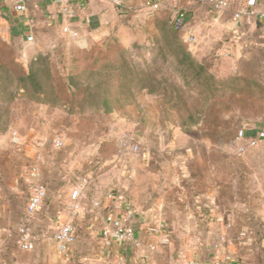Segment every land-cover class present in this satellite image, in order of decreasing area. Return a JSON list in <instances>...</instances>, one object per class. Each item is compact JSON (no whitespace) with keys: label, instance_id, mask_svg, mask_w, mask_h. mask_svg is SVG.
I'll return each instance as SVG.
<instances>
[{"label":"rangeland","instance_id":"obj_1","mask_svg":"<svg viewBox=\"0 0 264 264\" xmlns=\"http://www.w3.org/2000/svg\"><path fill=\"white\" fill-rule=\"evenodd\" d=\"M168 12L154 25L120 15L119 28L93 32L96 42L71 54L43 45L29 55L0 42V137L17 135L7 105L51 104L55 110L38 123L18 128L35 156L42 154L26 163L29 178L37 162L49 168L51 158L72 153L106 193L141 207L168 201L164 214L188 216L169 223L191 232L184 242L205 244L223 234L247 249L242 254L253 253L264 243V140L243 155L232 142L242 128L262 124L264 131V51L253 46L230 63L217 54L192 64L185 25L176 30L177 10ZM52 37L41 31L38 39ZM24 115L26 122L30 113ZM55 138L64 140V152L51 146ZM169 242L154 263L187 264L182 240L173 235Z\"/></svg>","mask_w":264,"mask_h":264},{"label":"crops","instance_id":"obj_2","mask_svg":"<svg viewBox=\"0 0 264 264\" xmlns=\"http://www.w3.org/2000/svg\"><path fill=\"white\" fill-rule=\"evenodd\" d=\"M147 1L128 0L133 8L132 16L147 25H154L157 19L163 20L165 15L169 16V10L188 11V19L181 34L185 43L187 37L195 38V44H187L191 53H193L191 46L196 48L193 56L199 62L212 61L219 54L222 56V62L230 63L233 58L241 54L240 50L253 46L264 51V21L256 14L264 10V0H257L255 15H244L239 20H234V14L246 5L247 0H228V7L221 13L213 12L211 8L201 4L200 0H162L160 10L154 12L146 6ZM24 3L26 12L18 13L15 10L18 0H0V42L5 47L24 48L29 55L34 46L43 45L54 48V52H60L61 48L66 47L69 54L73 48L85 49L96 42L91 38L93 32L119 28L118 20L122 15L112 4L101 0L64 2L24 0ZM65 27L77 31L81 37L74 39L65 34L62 31ZM41 31L49 32L53 37L41 41L38 39ZM29 36L33 37L32 42H28ZM17 91V88H13L10 93L16 94ZM25 102L27 103L23 106L19 104L20 101L7 105L6 108L10 110V123L13 128H17L15 130L17 135L6 134L0 137L2 144L0 146V264H155V255L159 254L161 247L170 243L173 235H177L182 240L179 248L187 257V262L197 259L210 263L209 241L205 244L184 242L183 240L187 239L188 233L191 232L177 230L176 225L170 226L169 223L179 222L188 216L164 214V207L169 206L168 201L162 204L158 202L151 207L149 205L141 207L134 200L117 193L125 202L121 208L111 204V210L117 217L126 218L136 214L134 217L140 223L164 222L168 226L170 238L164 243L162 237L149 238L140 232V235L145 237L142 248L118 250L108 246L102 237L105 226L102 211L96 214L82 212L78 216H74L71 211L73 204L71 193L77 185L78 177L84 176L89 180L82 192L81 203L101 199L106 192L103 191L101 181L85 170L83 164L72 153H66L65 144L64 149L59 151H65L60 157L49 158V168L42 165L43 177L49 186V196L32 221L35 250L29 252L22 250L18 242V225L21 217L16 216V205L27 188L28 194L24 200L26 206L30 193L29 173L25 172L26 163L30 160V163L34 164L37 157L42 154L39 152V155L35 156L31 140L28 141L27 136H23L18 128L28 123H38L47 112L55 110L51 104L33 100ZM24 112L30 113L26 122L23 120ZM262 128V124H258L255 128L249 127L247 133L254 135L256 130ZM22 143L25 144L24 148L19 145ZM194 204L196 206L195 200ZM160 209L162 212L159 211ZM132 211L135 213L133 214ZM190 216L196 217L195 212ZM72 222L78 227V243L68 254H61L54 241L55 234L60 226ZM151 243L157 244V250L152 253L147 248ZM242 249L247 250L236 246L237 264H264V243L262 249H256L253 253H249L248 250L242 254ZM119 258L122 260L119 261Z\"/></svg>","mask_w":264,"mask_h":264},{"label":"built area","instance_id":"obj_3","mask_svg":"<svg viewBox=\"0 0 264 264\" xmlns=\"http://www.w3.org/2000/svg\"><path fill=\"white\" fill-rule=\"evenodd\" d=\"M58 2H64L66 0H56ZM112 4L118 9L122 15H129L133 11L131 3L128 0H101ZM200 3L211 8L215 13H221L224 11L228 5V0H200ZM162 5V0H148L146 6L152 11H159ZM257 5V0H247L245 6L241 7L235 14L234 20H239L244 15H255L254 8ZM16 12L25 13L26 6L24 0H18V4L15 7ZM258 17L264 21V10L256 13ZM188 19V11L186 9H180L177 11L173 25L175 29L181 30L186 24ZM65 34L72 38L79 36L78 32L65 27L62 30ZM28 42L33 41V37H28ZM186 42L190 45L195 44V38L189 37ZM248 127L242 128L235 136L232 146L237 154L243 155L247 151L256 148L264 140V131L258 130L254 135H249L247 133ZM52 147L56 151H62L64 149V142L61 138H55L52 141ZM77 185L71 193V199L73 201L71 211L74 216H78L82 212H89L91 214H96L98 211L104 213V223L105 226L102 231V237L106 240L108 246L117 248L118 250H123L127 248L139 249L143 247V238H158L162 237L164 243L169 240L168 226L164 222H151L147 224L144 229L143 224L140 223L133 215L126 218L117 217L111 210V204L116 206V208L123 207L124 199L122 196H118L116 192H108L104 194L103 198L92 200L90 203H81L82 192L89 180L82 176L78 177ZM29 197L26 204V211L19 220L18 225V242L20 248L24 251H34L35 241L32 232V221L40 211V209L45 204L49 196V186L44 180L42 164L37 162L33 167L30 174L29 183ZM134 214L135 211H132ZM140 223V225H139ZM139 225V227H138ZM143 230L145 232H143ZM140 232L144 233V236L140 235ZM79 233L76 223H67L60 226L59 230L56 232L54 241L57 244L58 251L61 254H68L74 249L78 243ZM209 253L210 263L209 264H237L236 263V245L226 236L220 234L217 238L211 239L209 242ZM148 251L150 253L157 250V244L151 243L148 245ZM119 261L122 258L118 259ZM187 264H208L205 261L191 259Z\"/></svg>","mask_w":264,"mask_h":264},{"label":"trees","instance_id":"obj_4","mask_svg":"<svg viewBox=\"0 0 264 264\" xmlns=\"http://www.w3.org/2000/svg\"><path fill=\"white\" fill-rule=\"evenodd\" d=\"M175 28V27H174ZM177 30V29H176ZM182 42V41H181ZM183 43V42H182ZM183 45L185 46V44L183 43ZM185 48H186V58L187 59H190V63H192L193 64V61L195 62V63H197V62H199V61H197V59L193 56V54L191 53V52H188L189 50L187 49L188 47H186L185 46ZM184 62V61H183ZM146 89H148V88H146ZM149 90V89H148Z\"/></svg>","mask_w":264,"mask_h":264}]
</instances>
